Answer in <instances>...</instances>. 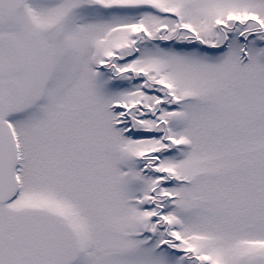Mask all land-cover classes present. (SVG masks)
<instances>
[{
  "label": "snow or ice",
  "instance_id": "obj_1",
  "mask_svg": "<svg viewBox=\"0 0 264 264\" xmlns=\"http://www.w3.org/2000/svg\"><path fill=\"white\" fill-rule=\"evenodd\" d=\"M0 264H264V0H0Z\"/></svg>",
  "mask_w": 264,
  "mask_h": 264
}]
</instances>
